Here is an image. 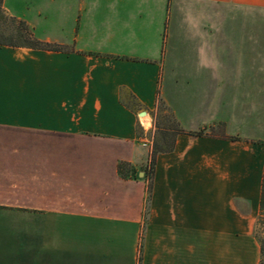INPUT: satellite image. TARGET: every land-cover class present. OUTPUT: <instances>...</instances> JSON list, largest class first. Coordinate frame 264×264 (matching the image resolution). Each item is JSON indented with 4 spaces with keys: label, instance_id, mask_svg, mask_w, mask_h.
<instances>
[{
    "label": "crops",
    "instance_id": "1",
    "mask_svg": "<svg viewBox=\"0 0 264 264\" xmlns=\"http://www.w3.org/2000/svg\"><path fill=\"white\" fill-rule=\"evenodd\" d=\"M49 33L0 45V135L59 140L32 204L10 176L36 155L0 151V264H259L264 0H70ZM159 101L185 132L150 180Z\"/></svg>",
    "mask_w": 264,
    "mask_h": 264
},
{
    "label": "rangeland",
    "instance_id": "2",
    "mask_svg": "<svg viewBox=\"0 0 264 264\" xmlns=\"http://www.w3.org/2000/svg\"><path fill=\"white\" fill-rule=\"evenodd\" d=\"M8 3L13 4V6L15 7L16 14L22 15L24 19L29 20L33 24V33H35L36 35H40L45 30L50 31L49 34H52V31L54 27L57 25V21L59 20V16L68 15L70 0H9ZM1 11H2V17L0 18V29H1V32L3 33L1 35L2 36L4 35L5 39H7L8 41H13V42L21 43V44L28 43L25 41V39L20 37L19 34L17 33V28H18L17 22L18 20H22V19H18L15 16H10L3 8V1H2ZM167 83H168V77H167V74L165 73L162 79V82H161V90H164L167 87ZM159 108H162V110L160 111V114H158ZM169 115H172L171 112L167 110L165 105L161 106V101H159L157 103L155 114L153 115V120H154L153 126L154 127L152 125L149 127H146L147 134L143 138H146L148 142H151V137L156 136L155 124L158 128H162V127H165L167 124H170V122L166 118V117H169ZM138 118L141 121V117L138 116ZM142 120L144 123H147L146 118L142 117ZM181 129L183 128L181 127ZM0 137H5V140L8 141V142H5V140L3 141L0 140V151L6 150L8 148L10 149L12 148L11 150H14L15 152H18V153L19 152L21 153L23 151L26 153L29 152V155H34V156L38 153L39 146L47 147L51 142L53 141L55 142L58 140V139H53V137L37 135V134H30V135L24 134V135H19V136L0 135ZM144 142L145 140L143 141V144L141 143L142 148L149 150V144L144 143ZM152 143H153V140H152ZM55 148H59V147H55ZM30 160L31 161L29 162L33 164L31 165L30 168L23 169L21 167L15 166L12 169V174L10 177L13 179L15 184L23 185L25 188L29 190L26 192L16 191L14 193L15 198L16 199L24 198V199L30 200L32 204L33 202H36L38 195H39V191H38L39 169L37 166L38 164L37 155L34 159H30ZM17 215L18 214L15 213V225H18L17 226L18 228L22 225V222H18L16 224V219L20 220V216L18 217ZM36 227H37L36 224L31 223L29 226V229L30 231H35ZM257 235L264 237V227L263 226H260L259 231H257ZM34 242L35 241L31 240V247H33L32 244Z\"/></svg>",
    "mask_w": 264,
    "mask_h": 264
},
{
    "label": "trees",
    "instance_id": "3",
    "mask_svg": "<svg viewBox=\"0 0 264 264\" xmlns=\"http://www.w3.org/2000/svg\"><path fill=\"white\" fill-rule=\"evenodd\" d=\"M2 1L3 0H0V18L2 17V11H1ZM17 24H18L17 33L19 34L20 37L25 39V41L28 43L21 44V43H17L13 41H8L7 39H5L4 35L3 36L1 35L3 33L1 32V29H0V45H7V46H12V47L22 46V47H28L32 49H46V50L55 49L53 45L37 40L33 36L31 29L27 26V24L23 20H18ZM161 110L162 108H159L158 114H160ZM166 118L170 122V124H167L165 127L158 128L155 124L156 136H153L151 159H150V162L144 168L145 176L150 180H151V176L153 173V164H154L155 155L158 153H162V152H170L174 147L175 136L179 133L185 132L183 129H181L178 122L172 115H169V117H166ZM188 133L191 135L200 134L199 131H192V132L189 131ZM149 191H150V186H149L148 192ZM147 198H148V195H147ZM263 207H264V177L262 181L260 209L262 210ZM258 223L260 226H262L261 220H259ZM255 239L260 248L259 264H264V237L257 235L256 233Z\"/></svg>",
    "mask_w": 264,
    "mask_h": 264
},
{
    "label": "water",
    "instance_id": "4",
    "mask_svg": "<svg viewBox=\"0 0 264 264\" xmlns=\"http://www.w3.org/2000/svg\"><path fill=\"white\" fill-rule=\"evenodd\" d=\"M143 114H146V112L145 111H141V112L138 113L139 116L143 115Z\"/></svg>",
    "mask_w": 264,
    "mask_h": 264
},
{
    "label": "built area",
    "instance_id": "5",
    "mask_svg": "<svg viewBox=\"0 0 264 264\" xmlns=\"http://www.w3.org/2000/svg\"><path fill=\"white\" fill-rule=\"evenodd\" d=\"M144 143H147V144H148L149 142H148V140H147V139H145V142H144Z\"/></svg>",
    "mask_w": 264,
    "mask_h": 264
},
{
    "label": "bare ground",
    "instance_id": "6",
    "mask_svg": "<svg viewBox=\"0 0 264 264\" xmlns=\"http://www.w3.org/2000/svg\"><path fill=\"white\" fill-rule=\"evenodd\" d=\"M145 118V117H144Z\"/></svg>",
    "mask_w": 264,
    "mask_h": 264
}]
</instances>
